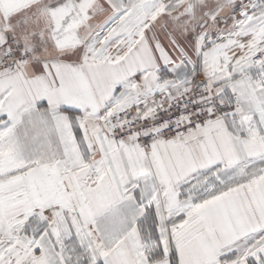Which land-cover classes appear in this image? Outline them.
<instances>
[{"label":"snow or ice","instance_id":"6c2138e0","mask_svg":"<svg viewBox=\"0 0 264 264\" xmlns=\"http://www.w3.org/2000/svg\"><path fill=\"white\" fill-rule=\"evenodd\" d=\"M0 264H264V0H0Z\"/></svg>","mask_w":264,"mask_h":264}]
</instances>
